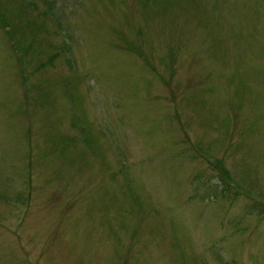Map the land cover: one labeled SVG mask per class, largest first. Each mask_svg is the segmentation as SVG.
I'll use <instances>...</instances> for the list:
<instances>
[{"label": "rangeland", "instance_id": "374dc122", "mask_svg": "<svg viewBox=\"0 0 264 264\" xmlns=\"http://www.w3.org/2000/svg\"><path fill=\"white\" fill-rule=\"evenodd\" d=\"M264 0H0V264H264Z\"/></svg>", "mask_w": 264, "mask_h": 264}, {"label": "trees", "instance_id": "16d2710c", "mask_svg": "<svg viewBox=\"0 0 264 264\" xmlns=\"http://www.w3.org/2000/svg\"><path fill=\"white\" fill-rule=\"evenodd\" d=\"M259 215H263L264 214V209L262 210V212L258 213Z\"/></svg>", "mask_w": 264, "mask_h": 264}]
</instances>
